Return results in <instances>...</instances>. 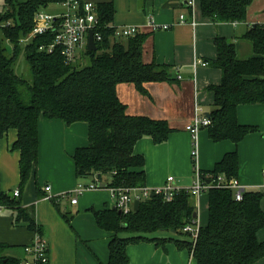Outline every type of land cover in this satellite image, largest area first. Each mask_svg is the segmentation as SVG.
<instances>
[{
    "label": "trees",
    "instance_id": "obj_1",
    "mask_svg": "<svg viewBox=\"0 0 264 264\" xmlns=\"http://www.w3.org/2000/svg\"><path fill=\"white\" fill-rule=\"evenodd\" d=\"M64 0H4L0 11V140L10 130L17 133L11 151H18L20 189L36 174L38 159V120H59L66 125L77 122L88 126V147L75 151L72 159L78 182L94 178L101 183L107 177V188L145 187L144 158L134 154L135 145L151 139L154 145L168 140L173 130L165 120L126 114L116 88L133 85L143 97H149L145 84L174 83L167 65L145 64L142 61L146 37L137 35L125 42L117 41L113 31L115 15L111 2L97 5L101 26V42L96 52L85 51L88 65H66L59 51L50 54L39 47L52 41V35L24 39L33 26L34 15L51 4ZM253 0H199L203 17L220 23H244ZM243 39L252 43L254 56L237 60L235 46L223 38H215V59L211 66L221 73L220 83L210 86L213 110L209 117L208 137L214 143L223 141L238 145L252 126L239 125L237 108L242 105H264V25H254ZM5 43L12 46L7 55ZM21 44L24 47L21 49ZM29 67L31 80L14 72L20 52ZM194 167V162L192 161ZM239 170L236 151L227 153L205 176L237 178ZM207 196V223L199 228L196 242L183 243L195 264H255L264 258V242L257 234L264 229L261 201L264 192L243 194L237 202L228 189L211 188ZM13 198V197H12ZM15 199V198H14ZM193 197L177 193L170 202L152 197L141 203L136 212L123 215L116 209L91 210L97 227L112 235L108 243V264H128L127 247L157 232L187 235L183 228L196 214ZM53 205L57 204L52 201ZM0 205L15 212L14 226L25 225L32 233L42 235L34 222V207L23 208L0 190ZM188 236V235H187ZM178 244V245H179ZM8 245L0 243V264H21L6 255Z\"/></svg>",
    "mask_w": 264,
    "mask_h": 264
},
{
    "label": "crops",
    "instance_id": "obj_2",
    "mask_svg": "<svg viewBox=\"0 0 264 264\" xmlns=\"http://www.w3.org/2000/svg\"><path fill=\"white\" fill-rule=\"evenodd\" d=\"M76 1L90 2L96 7L111 2L115 9L113 25L139 27L137 35L146 37L143 63L169 67V73L176 81L170 84H145L149 97L141 96L130 84L118 85L116 94L126 106L127 115L165 120L173 130L163 144L154 145L151 139L145 138L135 145L134 154L144 158L145 187H162L169 177L173 178L177 189H183L185 183L191 187L193 166L190 154L193 139L186 126L194 119L195 106H199L206 116L215 110L213 93L208 90L221 80L220 71L210 64L216 57L214 39L223 38L233 43L237 60L253 57L252 43L243 39V36L251 26L264 25V0H253L255 5L252 2L249 6L246 21L235 24L215 22L203 17L197 0V25L194 28L188 21L178 23L179 15L184 14L188 20L190 17V9L185 0ZM56 5L63 14L65 8L62 3ZM259 7L261 14L254 13ZM148 16H152L156 24L173 26L167 31H154L146 27ZM195 60H201L206 66L198 65L194 68ZM236 116L239 125L252 126L257 131L234 145L228 141L214 143L208 137L207 128H200L197 135L198 167L203 173L212 171L225 154L236 151L239 184L245 188L246 193L263 192L264 105L239 106ZM16 138V131L10 130L0 140V190L12 200L19 201L23 208L34 207V222L47 241L49 264H108V243L112 235L97 227L91 210L115 209L116 198L107 188L110 180L103 178L101 183L105 188L83 194L74 205L61 198L71 194L78 183L72 157L77 149L88 147L87 124L77 122L66 125L59 120L39 117L36 174L21 189L20 154L10 150ZM47 187H50L49 192L46 191ZM15 191L19 192V196L14 199L12 194ZM205 195L193 198L197 217ZM45 196L52 199L45 200ZM207 200L204 201L206 214ZM64 203L69 205L71 212L61 213ZM261 209L264 211V199L261 201ZM72 212L75 215L83 214L85 221L79 224ZM14 214L11 209L0 210V243L9 246L7 256L22 261L25 258L23 248L31 243L34 233L28 231L25 225L14 226ZM151 239L156 241L127 247L128 264H195L188 249L182 246L183 243L177 244L179 239ZM257 239L264 242V229L257 234ZM255 264H264V258Z\"/></svg>",
    "mask_w": 264,
    "mask_h": 264
},
{
    "label": "built area",
    "instance_id": "obj_3",
    "mask_svg": "<svg viewBox=\"0 0 264 264\" xmlns=\"http://www.w3.org/2000/svg\"><path fill=\"white\" fill-rule=\"evenodd\" d=\"M196 1L197 0H185L187 7L190 9V17L188 20L184 15H179L178 23L182 24L188 21L192 28L197 25L195 19ZM62 6L65 8V12L60 15L54 16L44 11L37 12L33 18L32 29L24 41L30 42L37 37L51 34L53 36L52 41L48 44L41 45L39 51H44L48 54L54 51H59L64 63L70 65L75 62L77 52L86 49L90 32L93 34V41L96 46L97 43L101 42V34L99 31H101L102 28L99 25L97 7L95 4L90 2H79L76 0H64ZM172 26L173 24H156L152 16H148L146 21V27L154 31H167ZM106 28L113 31V37L117 41H125L129 38L135 37L139 33V27L136 26L106 25L104 29ZM198 65L206 66L201 60H195L194 68ZM210 125V117L206 116L199 106H195L194 119L188 126H186V130L191 134L193 139V146L190 154L191 160L194 162L193 183L191 187L187 189H177L174 186L173 178L169 177L165 184L158 188H111L109 190L116 198L115 209L121 214L126 215L134 211L133 203L135 201L140 205L152 197H160L164 201L170 202L173 200L174 196L181 191L198 199L211 188L231 190L235 201H241L243 194L246 192L245 188L239 184L237 178L227 179L225 176H218L213 179L205 176L198 167L197 135L200 128H208ZM98 185L99 181L95 178L87 183L78 182L71 194H65L61 197H69L71 199L70 204L74 205L77 203V199L73 198L74 196L78 197L87 192L97 191L99 190ZM262 190L264 192V185L262 186ZM46 191L49 192L50 187H47ZM18 196V191L13 192V198H17ZM44 199L51 200L52 198L45 196ZM59 199H57V201ZM2 208L4 207L0 205V210ZM199 228V219L196 216L183 228L182 232L187 234L194 243L198 237ZM23 252L25 258L21 261V264H49L47 241L38 233H34L31 243L23 248Z\"/></svg>",
    "mask_w": 264,
    "mask_h": 264
},
{
    "label": "rangeland",
    "instance_id": "obj_4",
    "mask_svg": "<svg viewBox=\"0 0 264 264\" xmlns=\"http://www.w3.org/2000/svg\"><path fill=\"white\" fill-rule=\"evenodd\" d=\"M4 0H0V6L3 4ZM252 5H255V2L252 3ZM264 5V4H263ZM196 7L197 6V1H196ZM196 7H195V19H196ZM260 10H261V7L257 8L254 13H257V14H261L260 13ZM44 12H47L51 15H57V14H61V8H59L56 4H51L49 5L47 8L43 9ZM184 15V14H183ZM24 47V44H21V49ZM5 49H6V53L7 55H11L12 53V46L9 44V43H5ZM85 51L86 49H83V50H79L77 52V59L75 60L74 62V66L77 67L80 65V63L82 65H88L89 64V58L85 55ZM14 72L16 75H18L19 77L21 78H24L26 80H31V76H30V72H29V67L28 65L26 64V61L24 59V54H23V51L20 52L15 60V63H14ZM184 188L183 189H187L189 186L188 183H185L184 184ZM187 186V187H186ZM99 191V190H98ZM85 195V194H84ZM84 195L82 196H78V197H73V198H76L77 200L80 199L81 197H83ZM62 198V197H61ZM207 198V196L205 195L204 196V199L202 201V204H201V210H199V225H201V227L205 226L206 223H207V214H206V206L204 204V201L205 199ZM63 199H66L68 201L66 202H70V198L69 197H63ZM264 199V198H263ZM65 202V200H63ZM193 202V201H192ZM71 212L70 210V207L69 205H67V203H64L62 205V209H61V213H64L66 214L67 212ZM73 217H76V221L80 224V222L82 221H85V216H83V214H80V215H75V212H72L71 213ZM80 216V217H78ZM63 221V220H62ZM66 224V223H65ZM152 237H158L159 239H163V240H171V238H177L179 239L180 241H184V242H189L191 241V238L187 235H183V234H171L169 232H157L155 234H152V235H147L146 238H152ZM174 240V239H173ZM172 240V241H173Z\"/></svg>",
    "mask_w": 264,
    "mask_h": 264
},
{
    "label": "water",
    "instance_id": "obj_5",
    "mask_svg": "<svg viewBox=\"0 0 264 264\" xmlns=\"http://www.w3.org/2000/svg\"><path fill=\"white\" fill-rule=\"evenodd\" d=\"M86 49L88 52H96L97 51V46L95 45L94 41H93V34L92 32L89 33L88 35V41H87V46ZM99 189L105 188V185L102 183H99ZM139 207V203L137 201H135L133 203V210L134 212H136L138 210ZM118 214H121L120 212H118ZM196 217V214H193V218Z\"/></svg>",
    "mask_w": 264,
    "mask_h": 264
}]
</instances>
